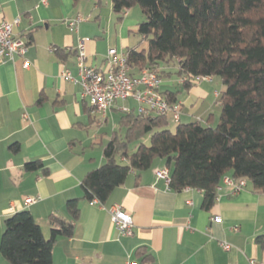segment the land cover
Masks as SVG:
<instances>
[{
    "label": "crops",
    "instance_id": "1",
    "mask_svg": "<svg viewBox=\"0 0 264 264\" xmlns=\"http://www.w3.org/2000/svg\"><path fill=\"white\" fill-rule=\"evenodd\" d=\"M129 13L120 20L112 0H0V23L20 17L15 33L29 42L25 57L0 62V243L5 220L20 211H30L48 238L50 216L68 217L67 202L79 199L74 234L58 238L53 264H125L128 259L139 264L264 262V193L250 183L236 191L221 182L215 204L205 209L202 190L174 191L157 176L158 170L168 168L165 160L157 159L139 178L132 172L105 203L85 199L83 179L105 163L103 148L113 133L105 127L122 112L112 108L99 122L89 100L81 96L82 86L63 78V72L79 78L81 39H88L87 63L102 70L110 48H146L141 36L136 41L140 22ZM78 15L84 21L72 31L70 22ZM161 90L179 92L175 105L180 120L169 115V125L171 120L178 125L218 124L221 78L188 89L180 77L164 79ZM118 104L138 111L132 99ZM35 161L42 167L27 170L26 164ZM27 198L39 199L27 205ZM115 204L132 216V235L122 236L113 225L108 210ZM222 243L232 248L227 251ZM0 264H10L1 252Z\"/></svg>",
    "mask_w": 264,
    "mask_h": 264
},
{
    "label": "trees",
    "instance_id": "2",
    "mask_svg": "<svg viewBox=\"0 0 264 264\" xmlns=\"http://www.w3.org/2000/svg\"><path fill=\"white\" fill-rule=\"evenodd\" d=\"M112 3L120 20L135 6L143 12L137 34L146 48L125 52L130 67L139 74L156 72L163 79L188 74L221 78V116L216 125L179 124L171 131L167 115L122 113L121 130L113 131L104 145L105 163L83 179L85 199L105 203L132 172L139 178L157 159L166 162L172 190L204 192L205 209L215 204L224 177L246 179L256 192L264 193V0ZM162 93L176 104L178 91ZM41 167L39 161L26 164L29 171ZM66 211L68 217L50 216L48 238L30 211L8 217L0 243L3 258L10 264H53L58 238L74 234L79 199L69 200Z\"/></svg>",
    "mask_w": 264,
    "mask_h": 264
},
{
    "label": "built area",
    "instance_id": "3",
    "mask_svg": "<svg viewBox=\"0 0 264 264\" xmlns=\"http://www.w3.org/2000/svg\"><path fill=\"white\" fill-rule=\"evenodd\" d=\"M127 14V11L126 13ZM84 21L83 16L78 15L71 20L70 28L72 31L78 29V24ZM21 24V18L18 17L12 22L3 21L0 23V62L14 61L17 57H25L29 42L15 33V28ZM88 39H81L77 51V63L79 78L65 70L63 78L78 83L82 86L81 96L88 99L92 108L93 115L99 118V122L107 118L109 111L113 108L118 112L127 113L131 109L118 102H127L134 100L138 105V112L143 114L155 113L159 115H172L176 122L180 120L179 106L170 104L162 93L161 87L164 79L156 72L143 70L137 76L130 74L131 67L125 52L117 48H110L107 52V68L105 70L97 69L87 63L88 54L86 51V42ZM28 65V62H26ZM209 76L184 75L180 82L185 84L198 83L202 80H209ZM157 176L164 179L167 184L170 183V171L163 168L157 171ZM223 183L234 186L236 191L245 188L248 183L246 179L234 180L230 177H224ZM219 188V187H218ZM188 189V188H186ZM39 198H27L26 204L32 205ZM92 204H101L98 199L91 201ZM109 214L113 225L122 236L133 234L134 221L123 206L115 204L109 208ZM219 220V218H215ZM225 250L229 251L232 246L222 243ZM125 264H139L136 260L128 259ZM249 264H264L257 259H250Z\"/></svg>",
    "mask_w": 264,
    "mask_h": 264
},
{
    "label": "rangeland",
    "instance_id": "4",
    "mask_svg": "<svg viewBox=\"0 0 264 264\" xmlns=\"http://www.w3.org/2000/svg\"><path fill=\"white\" fill-rule=\"evenodd\" d=\"M105 10H107V6L105 5V3L103 4ZM130 13L132 14L131 18L135 21V23L141 22L144 19L143 16V12L142 9L139 6H135L134 8L130 9ZM129 13V14H130ZM127 18V17H126ZM141 39L140 35H138L136 37V41H139ZM171 71H174V69H171ZM167 80H173V81H177L178 80V76L173 75L171 78H166ZM120 116L117 114L114 117V121L112 120L109 125L107 127H105V131L111 135V133L113 131H120L121 128L119 126V118ZM220 119V118H219ZM177 123L173 120H171L170 125L168 126V129H170L171 131H175L177 128ZM149 144V142H148Z\"/></svg>",
    "mask_w": 264,
    "mask_h": 264
}]
</instances>
